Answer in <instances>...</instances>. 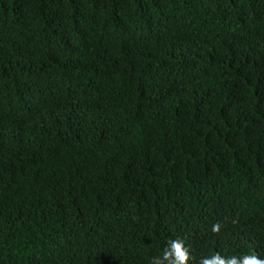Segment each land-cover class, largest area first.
<instances>
[{
  "label": "trees",
  "instance_id": "trees-1",
  "mask_svg": "<svg viewBox=\"0 0 264 264\" xmlns=\"http://www.w3.org/2000/svg\"><path fill=\"white\" fill-rule=\"evenodd\" d=\"M177 238L264 259V0H0V264Z\"/></svg>",
  "mask_w": 264,
  "mask_h": 264
},
{
  "label": "clouds",
  "instance_id": "clouds-1",
  "mask_svg": "<svg viewBox=\"0 0 264 264\" xmlns=\"http://www.w3.org/2000/svg\"><path fill=\"white\" fill-rule=\"evenodd\" d=\"M221 228V222L217 221L212 225L211 231L213 234H219ZM191 259L193 257L190 255L184 240L177 238L169 240L162 251V255L151 257L149 264H188ZM198 264H264V259L255 253L243 255L240 258L236 256L223 257L220 253H215L209 257H201Z\"/></svg>",
  "mask_w": 264,
  "mask_h": 264
}]
</instances>
